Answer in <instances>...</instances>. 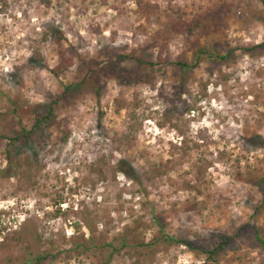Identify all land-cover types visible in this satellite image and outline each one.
I'll return each instance as SVG.
<instances>
[{"label":"rangeland","instance_id":"rangeland-1","mask_svg":"<svg viewBox=\"0 0 264 264\" xmlns=\"http://www.w3.org/2000/svg\"><path fill=\"white\" fill-rule=\"evenodd\" d=\"M218 8L225 24L173 28ZM58 32L81 54L60 78ZM260 43L261 0H0V264L51 252L45 264H200L163 235L205 247L235 233L241 249L222 264H264V47L244 50ZM198 47L234 59L182 74L172 62ZM113 48L169 63L109 72ZM98 63L99 91L63 95ZM54 99L51 139L17 136Z\"/></svg>","mask_w":264,"mask_h":264},{"label":"trees","instance_id":"trees-1","mask_svg":"<svg viewBox=\"0 0 264 264\" xmlns=\"http://www.w3.org/2000/svg\"><path fill=\"white\" fill-rule=\"evenodd\" d=\"M40 4L42 5H50L52 3V0H38ZM261 2L264 5V0H261ZM139 7L140 9H143V11H150L151 9L157 8V5L151 4V3H143L142 1H139ZM227 17V10L224 8H218V9H210L206 13H201L199 17L195 21H190L189 23H186L183 21L182 17L179 16L174 23L173 28L177 32H182L183 29L192 31V33H196L197 29L201 28L205 22L209 23H219V24H225ZM62 40V33L58 32V39H57V53H58V61L55 67L51 70L53 75L56 78H60L64 75H66L71 67L73 66L75 59L80 58L81 54L77 50L76 47L68 46L64 47L61 43ZM196 44V43H195ZM264 47V43H260L257 45H253L251 47L244 48L247 52H260V49ZM234 51L230 50L225 54L220 53L219 51H216L215 53L212 52V49H203L201 47H198L196 51L194 52V58L195 61H186L183 58H179L178 60L172 62V64H175L179 66V69L182 74H185L187 71H190L195 66H198L204 59L209 58L212 59L214 62L220 61L228 64L231 60L234 59ZM105 54H107L108 64L110 67H108V71L112 72L115 70L116 65H118L119 62H121L124 59H132V60H138V62L142 63L145 68L148 66L154 67L155 65L159 64H167L169 63L167 58H159L157 62H152L148 59H141L140 57L133 55V54H127V53H118V49H110ZM114 64V65H113ZM89 67L85 76L77 83H73L70 85H66L65 91L63 92L64 96H79L80 93H83L86 91L88 87H91L92 85L95 90L99 91V87L102 85L99 80L96 79V72L101 70L98 66ZM139 80H143L149 84H154L153 79L151 76H149L146 73H142L138 76ZM181 91L188 90L187 87L184 86V83L181 82ZM57 103V100L54 99L51 103L47 104V108L45 111H38V113L35 116V120L33 122L32 127L27 130L25 126H22V132L19 133V137H23L26 141H28L31 137V135L35 134L38 137V142H47L49 139H51V131L52 128L56 125V111H55V104ZM63 134V133H62ZM68 135H62L60 139L62 141L67 140ZM7 138L5 133H0V139ZM18 137H14L13 140H17ZM256 144H260L264 146V141L261 139H255L254 141ZM119 148V147H117ZM123 163V162H122ZM126 163V162H125ZM127 175L133 176L130 173V170H132V166L130 163H127V168H123ZM263 197H264V189H263ZM255 211H260L259 207L255 208ZM60 212V211H59ZM163 233V232H161ZM164 240H168L174 244H185L192 250H199L201 254L204 255V261L200 264H222L224 261H226V257L228 256L229 252L232 251L233 253H237L241 249V243L239 241L240 233L235 234H222L219 236V240L214 246H199L193 244V242L186 240V239H175L173 237H169L167 235H163ZM160 237H155L153 242L150 244H155L160 241ZM125 241V240H124ZM126 242V241H125ZM261 245L264 248V239H260ZM109 246H113L112 244H109ZM115 248V247H114ZM117 250V249H116ZM137 254H141L140 251H136ZM54 258L56 257V253H49L48 255H39V254H32L30 257L25 258L21 263L19 264H45L44 260L47 259V257Z\"/></svg>","mask_w":264,"mask_h":264}]
</instances>
